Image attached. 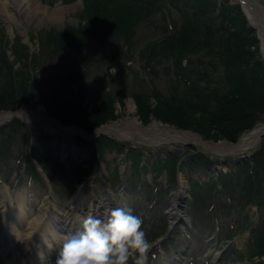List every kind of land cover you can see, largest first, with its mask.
Segmentation results:
<instances>
[{"label":"rangeland","instance_id":"374dc122","mask_svg":"<svg viewBox=\"0 0 264 264\" xmlns=\"http://www.w3.org/2000/svg\"><path fill=\"white\" fill-rule=\"evenodd\" d=\"M24 1L27 4L26 10L20 11V16L12 14V17L18 21L14 20L15 22L6 23L3 20V15L0 14V50L2 51L4 49L6 51L9 61L13 59V69L11 72L13 86L16 84L14 77L17 72L19 75L17 82L18 84L22 82V70L28 77L26 81L27 87H34L38 90L31 96L32 101L29 100L30 96H27L26 100H24L26 101L25 105L24 103H20V106L23 105L28 109L33 108L31 109L33 111L39 110V112L53 115L50 113L47 105L51 104L55 113L64 120L66 124H69V126L73 124L77 125L80 121L77 120L76 116L71 112L76 105L66 102L68 111L62 110L53 104V100L51 101L49 99L47 93L55 88V80L58 77H64L72 72V69L78 68L83 73H86L82 78L78 79L80 80L79 91L72 90L71 93L74 94L72 97H75V99L77 97L76 101L81 104L82 110L88 112L97 105L101 106L104 101L109 100L108 102H110V104H107L108 107L102 106L100 109L92 111L96 118H89L85 123L78 125L88 128L91 132L101 125L95 124L101 119L106 120L102 124L111 120L125 119L128 116L127 105L128 102L131 101L134 105V113L130 116L135 117L144 127H147L151 122H159L162 125L175 128L179 127L176 123H168L155 118L152 112L148 113L149 109L154 107L159 99L170 100L184 97L183 94L176 95V97L173 98L172 96L175 93L170 92V86H173V77L171 74H173L175 66L173 67L172 65L169 67V59L158 57L151 61V64L155 61L156 67H154V69L152 68L150 73H146L142 70L140 56L135 52L143 47L147 41L152 40L159 43L161 40L164 42L166 40L163 39L166 34L165 30L170 29V16L176 25H179L181 22L184 23V18H181L179 10L191 12L190 4L192 0H187L183 3H181V0H168L167 3L169 2L170 5L174 6L169 9L166 8V14L164 16H160V13L156 12L154 15H149L147 18L139 16L138 10L136 11V9L128 3V8L126 9L129 10V13L134 14V18L136 19L137 17L139 22L136 23L135 35L133 36L134 54L130 55V57L127 56L126 63H123L129 67V71L123 69L122 72H119L120 69L115 67L105 68V64L111 62L108 57L109 53L119 47L121 41L115 42L108 37H104L102 47L100 46V48H98L96 47V39H90L83 43L79 50H76L75 41H78V38L82 37V32H74L73 29L80 26L86 19L88 11L87 6H90L87 0ZM218 1L219 0H204V2L201 3L202 8L207 9V15L209 16L205 22L198 20L196 17L192 18L197 25L199 24L200 29H198V32L203 36H205L204 28L207 27L209 23L215 25V29L213 30L214 35L210 33L212 38L209 39L213 45L218 38L225 37L222 34L224 31L223 28H229L228 25H225L226 20L221 17L222 11L218 9V6L213 7L214 4H211L212 2L217 3ZM259 1L264 4V0ZM160 4L162 3L158 1L156 5L159 6ZM61 6L65 7V9L59 12L58 8ZM15 7L16 4L13 1L9 6L10 12H13ZM84 7L85 9L83 11L82 9ZM230 8L233 12L234 7ZM126 9L121 12L122 16H126ZM134 11L136 12L133 13ZM233 14L236 13L234 12ZM168 21L169 23H167ZM238 22L239 19L236 16L235 26H237L236 23ZM230 28L233 31L234 25L230 26ZM184 30L183 28L181 29V31ZM50 31L59 32L68 42L69 49L60 48L56 50L53 41H49L50 37L48 33ZM116 36L118 39L119 35L117 34ZM193 37L194 42L198 41L195 33ZM49 42H51V44ZM202 44L206 46L201 49L199 54L211 51V49L207 48L209 42L203 39L197 46L202 48ZM214 46L218 48L216 45ZM248 50L252 51L253 48L249 47ZM21 54H23L22 60ZM207 57L211 62L216 60V57H213L211 53H209ZM218 70H220V67ZM3 71H5V69H3ZM173 76L175 77L174 74ZM8 79L9 72L5 74L3 72L0 82L2 83L0 84V93L3 91L1 89L3 82L10 83ZM100 82H102V89L97 87ZM219 83L220 81L212 79L210 87H214ZM43 91L45 92L43 93ZM152 91L155 95L151 93ZM106 92H108L107 100L101 98V95ZM223 92L224 90L218 92L219 98L224 99ZM36 97H40L41 101L34 104L33 101ZM60 97L65 101V94L60 95ZM13 102L11 98L0 96V110L10 108ZM211 108H216L214 103L211 104ZM166 114L170 115L168 112H166ZM168 117L174 118L172 116ZM260 118L262 119L257 122L255 127L264 124V113L260 115ZM178 122L180 124L183 123L182 121ZM19 123L20 122L16 120L0 126V209L2 208V203L5 202L8 196L12 197L13 207H15L14 205H17L19 202L18 198L20 195L22 197L23 192H29L36 194V197L32 198L37 202L35 208L43 213V209L46 207L43 194L44 192H50L48 189L49 186L51 187V184L52 188H54V191H52L60 202L70 198L71 195H69V191L72 188L77 189L72 196H79L84 203L90 200L88 195L91 193L92 187H96L94 195L97 194V198L108 195V197H117V199H120L121 195L115 192H118L117 190L123 187V192H126L125 194L128 198L124 207L131 209L129 203L133 195L131 189L133 187H136V189L139 188L140 185L138 184L140 183L143 195L146 194L153 197L152 199L158 196L162 199L160 205H164L160 206V215L158 218L155 215L157 213L155 208L148 211V205L142 201L143 199L134 200L132 204V207L137 206V208H135L136 212L138 210H144L145 213L147 212L148 219L144 220L142 224V230L146 233L147 240L151 238L155 227L156 229L164 230V233L153 242L149 250V253H152L153 256H151L152 261L150 263L148 261V264H166V257L170 259L173 255L177 256L176 259L179 264H245L250 260L253 262L257 261V259H264V254L259 256L261 251L260 248L264 245L261 234L264 232V194H260V204L258 206L249 204L243 212L241 211L237 216H233L230 214V211L220 207V204L223 205L225 203L223 193H221V195L215 193L216 197L212 200L213 197H211V194L213 192L211 191L210 193V191H208V181L214 180V172L216 173L220 169L228 171V169H232L237 162L233 163L230 161L228 165L226 164L227 167L226 165L224 167L220 163L213 162L217 160L216 157L219 156L208 151H199L196 147L183 145L182 143L189 144L184 140L171 141L170 138H165L164 135L160 136L163 138L161 140H158V138L153 140L151 138L135 135H132L130 138H119L114 134L105 133L104 130H100L104 133L101 134L100 137L103 139L102 143L104 144L105 150H99L100 152L92 157L90 145L76 144L77 136L64 138L62 137V132L39 121L35 122L36 129L32 133L34 138L33 142L36 146H33V150L30 151L31 141L29 140L30 137L27 136L29 124L26 122L24 123L25 126L21 123L22 126H20ZM50 133L59 134L58 140L60 144H58L56 148L53 144L47 146V140L49 139L47 138V134ZM202 135L203 140L208 143L216 144L220 142H229L228 139L222 137L219 132L214 129ZM110 138H113V141L122 143L123 146L134 147L137 155H140L126 156L120 153L121 147H108ZM67 139L71 141V143L68 142L66 145ZM186 149H191V151L184 153L182 158L179 159L180 161L186 160L187 157L194 158L196 154H201L202 157L196 159L201 161V159L207 157L206 160H210L211 162L194 163L193 160L191 165L188 163L183 165V162H181V167L178 166L179 162L176 166L174 165L175 167L170 163V165L167 164L168 171L165 173V169H161L159 165H151L155 155H158L157 159L160 158L159 160L162 161L165 152L173 151L172 155L175 156L176 154H181ZM250 153V150L235 151V154L232 153L228 155L234 156L233 159H235L237 157L239 158V156L247 157ZM225 156L226 155L221 156V158L229 159V156ZM32 159H36L43 169V173L41 174L43 182L38 181L40 179L36 174L38 170H36ZM83 161L88 163L85 168L81 166ZM131 161H133V169L130 164ZM192 167L194 168L192 169ZM23 170L25 172H30L32 170L31 172L34 173L32 178L34 180L31 177H27L26 173L22 174ZM82 171H86L88 176L84 180H79L78 176ZM169 172L171 174L177 173L175 182H166V176ZM35 175L37 177H35ZM153 177L155 178L152 180L151 178ZM156 177L158 179V185L160 186L158 192L156 190L158 187L155 182ZM188 178L195 179L193 181V186L190 185V182L188 183ZM23 180L25 181L23 182ZM238 182L241 184L244 183L243 180H238ZM123 183H125L124 186L122 185ZM180 183H184L185 185L183 202H186L189 213L195 214V217L189 215L191 223L183 225H191L194 232H192V230L189 232L188 236L190 238L175 240L170 248L167 246L168 243L165 242L166 234L168 233L166 232L167 224L161 214H163L164 211L166 213L167 209L165 206L168 208L170 202L174 199L173 196L179 193ZM76 184L83 185L75 187ZM107 188H109V192ZM218 188L219 184L217 186V189ZM17 192L19 194H17ZM249 192L250 187H244L239 191V197L247 199V194H249ZM192 196L194 201L192 200ZM207 197H209V199L204 200ZM210 201L213 202L211 203ZM211 205L216 212L213 210V212L209 211L212 207ZM139 214L141 213H136L137 216ZM166 218L167 222L168 220L172 223L175 221L169 213ZM211 221L212 224L210 225ZM1 223L0 221V224ZM201 225L204 228L203 233H200L199 230ZM216 226L222 231V235L234 234L233 239L223 242V236L217 238ZM23 228H25V223ZM169 229L175 236L171 225H169ZM250 229L255 230L257 233L250 234ZM239 230H241L243 234H239L237 232ZM211 232L214 233L215 236L212 235V238H210L211 240L208 241L207 239L208 236L212 234ZM206 233L207 235H205ZM177 234L178 233H176V235ZM246 239L247 241L245 242ZM17 242L18 246H20V257H23L26 255L24 249L27 245V240L18 238ZM154 244L156 245L154 246ZM199 246L202 248H199ZM157 248H163L165 255L160 254V252L156 250ZM209 250H212V254L207 253L205 255V252ZM160 257L161 259H158ZM8 261V258L0 259V264H6ZM175 261V259H172L169 264H173ZM128 264H132V261L130 260Z\"/></svg>","mask_w":264,"mask_h":264},{"label":"trees","instance_id":"16d2710c","mask_svg":"<svg viewBox=\"0 0 264 264\" xmlns=\"http://www.w3.org/2000/svg\"><path fill=\"white\" fill-rule=\"evenodd\" d=\"M116 1H92L89 6L88 19H85V22L79 28L73 29L74 32H82V37L78 38L76 49L79 50V46L90 39H96V43L99 44L103 37H111L118 34L121 39L122 36L124 38V45L118 55H133L134 44L131 38L134 33V26L139 20L137 17L135 19L134 14L129 13V10L126 9L128 8V3L136 11L138 10L139 16H143V18L154 15L156 12L163 14V8L169 9L166 0H118L115 4ZM158 1L162 5L157 7L155 3ZM202 2L204 0H192V12L182 11L180 13L181 18H184V23L181 22L176 25L171 19L173 31L165 30L166 34L163 39L166 40L164 42L161 40L159 43L152 40L147 41L138 51L140 58L147 63H151V61L161 57L169 59L174 65L178 66L179 77L173 78L171 93H175L172 96L173 98L176 95L184 94V97L157 100L155 106L149 109L148 113L152 112L155 118L164 122L176 123L181 128H190L201 134H206V132L214 129L225 139L234 140L242 131L251 128L262 119L260 115L264 113V72L259 62L255 61L253 52L248 50L250 46H254L256 43L251 31L243 26L244 21L242 19L235 26V17L239 16L238 8L234 7L233 12L229 6L221 9V17L224 20H228V22L231 21V25H234L235 29L230 31L229 28H223L222 34L225 37H220L214 42V45L218 47L216 48L209 41L212 38L211 36L214 35L215 25L209 23L204 28L205 36H203L198 32V29H200L199 24L197 25L192 20L193 17H196L198 20L205 22L209 18L205 15L206 9H202ZM125 9L127 14L122 16L121 12ZM234 12L236 14H233ZM182 28L185 30L181 31ZM194 33L198 39L196 42H194ZM58 37V34L52 36L58 47L64 46L65 48L66 42ZM203 39L209 42L207 48L211 49V51L199 54L201 49L206 46L204 44H202V48L197 46ZM209 53L216 57L215 61L211 62L209 60L207 57ZM114 59H112L111 64L118 65L117 59ZM182 60H185L184 65H182ZM219 67L220 70H218ZM21 75L24 76L25 74L22 72ZM68 77L58 80L57 88L47 93L49 99L53 100L55 106L67 111V103H74L76 107L71 112L80 121H78L80 124L85 123L89 118H96L94 112L86 113V111H83L81 104L76 101L77 97L76 99L72 97L74 94L71 91L77 89L70 85V78ZM212 79L220 81V83L210 87ZM41 87L44 88L43 86ZM1 89L3 92L0 93V96L11 98L14 102L16 101V104L26 100L27 96L31 97L35 91H38L34 87L27 88L26 80L24 82L23 79L20 84L11 90L8 89L10 90L8 93H4V89H7L4 85H2ZM220 90H224V99L218 96ZM62 94H65V101L60 97ZM40 101V97H36L33 102L38 103ZM108 101H104L101 106H95L93 110L100 109L102 106L108 107L107 104H110ZM14 102L10 107L15 104ZM212 103L215 104L216 108H211ZM47 105L50 112L56 114L52 105ZM166 112L170 115H167ZM104 121L101 119L94 123L100 124ZM178 121L183 123L180 124ZM177 159V157L172 158L169 156L166 160L168 162H176ZM249 159L250 164L245 160L226 176L220 175V177L224 178V188L227 187L230 191L231 187L235 191L237 190L235 186H238L237 180L239 178H244L250 183L251 188L249 194H247L248 197L247 199L242 198V200H239V209H242L248 203H254L258 206L260 204V196L264 194V141ZM234 178L236 182L233 183L232 179ZM231 193L234 194L232 191ZM252 233L257 232L253 230ZM261 234L264 242V232ZM260 249L259 255L264 254V245Z\"/></svg>","mask_w":264,"mask_h":264},{"label":"bare ground","instance_id":"6f19581e","mask_svg":"<svg viewBox=\"0 0 264 264\" xmlns=\"http://www.w3.org/2000/svg\"><path fill=\"white\" fill-rule=\"evenodd\" d=\"M15 2L16 7L14 8L13 12H10L9 6L12 2ZM236 1V0H235ZM260 5V4H259ZM247 6L250 13H256V6L254 3H252L250 0H247ZM263 7L262 5H260ZM24 7V8H23ZM27 8V4L24 0H0V14L3 15V20L7 23H11L14 20L12 17V14H15L16 16H20V11H25ZM264 8V7H263ZM62 9H65V7L61 6L58 8V11H62ZM18 21V20H17ZM15 22V21H14ZM41 109V108H39ZM22 113L20 114L22 117L26 116L25 110H27L25 107L22 109ZM39 112V110H38ZM127 113L128 116L125 119H118L114 121H110L107 125L103 127L102 130H104L107 134H114L118 136L119 138H130L132 135L145 137V138H151L155 140L158 138V140H161L160 136L164 135L165 138H171V139H189L188 137H184L182 135H174L173 132H170L167 130V127L162 125L159 122H151L147 127L144 128V126L139 123V121L136 120L135 117H131L130 115L134 113V105L130 101L127 105ZM6 116L8 115H0V121L5 120ZM47 124V123H46ZM163 127V128H162ZM145 129V130H144ZM162 129V131H161ZM264 130V125L257 126L254 129L250 130L249 132H246L244 135L240 138V143L237 144V146H240V148L243 151L248 150L249 147L255 145L258 143L257 137L258 135ZM147 131L148 134H145ZM145 135V136H144ZM206 147L210 148V143L205 145ZM227 146V148L233 147L232 143H224L221 142L219 145V151H224V149ZM204 147V148H206ZM207 148V149H208ZM233 149L232 151H234ZM231 152V151H229ZM234 153V152H233ZM180 193L174 197L172 202L170 203V211H174V217H182V213L180 208L178 207V204L181 202L180 198L182 199L183 196H185V189H184V183H180ZM32 194V193H31ZM55 198V197H53ZM52 197H48V195L43 196V200L46 201V204H48L49 209L51 210L52 214H47L44 218L42 216H37L32 218V211H35L32 209V205L29 204V206L24 207L23 204H19L17 207V214L13 215V219H10L6 222L4 229L0 233V241L1 242H7L10 237H14L16 240L18 237H26L27 239L32 238L34 235H37L39 237V240H37L36 243H34V251L35 255L27 261L25 264H48L44 260L48 259V256L50 255L51 251H56L57 246L59 245L58 241H64V238L68 236V233L60 234L58 233V230L63 227H67L68 225H75L77 226L76 219H79L81 221V218L92 215L94 217H98V210L100 206H104L107 209H105L104 214H107L109 211V204H103V200H98V204H90L89 206H85L82 204H79V202L72 203L69 207H66V210H63L62 206H57L56 201ZM11 204V198L9 197L7 200V205L10 206ZM97 205V206H96ZM61 207V208H60ZM9 207H6L8 209ZM97 210V211H96ZM79 211V212H78ZM53 216V217H52ZM28 221L30 226V230L23 234L20 230L23 228L19 224L22 221ZM61 219L64 222L62 223H56V225L53 223L54 219ZM99 218L101 216L99 215ZM106 219V218H104ZM57 221V220H56ZM55 221V222H56ZM21 227V228H20ZM59 228V229H58ZM27 228H23V232L26 231ZM41 237V238H40ZM41 241V242H39ZM45 242V244L43 243ZM60 246H62V243L60 242ZM1 250V249H0ZM45 262V263H44Z\"/></svg>","mask_w":264,"mask_h":264},{"label":"clouds","instance_id":"9594fccd","mask_svg":"<svg viewBox=\"0 0 264 264\" xmlns=\"http://www.w3.org/2000/svg\"><path fill=\"white\" fill-rule=\"evenodd\" d=\"M142 224L125 207L109 210L106 219L87 215L80 230L64 238L54 264H148L152 243Z\"/></svg>","mask_w":264,"mask_h":264},{"label":"water","instance_id":"95a60500","mask_svg":"<svg viewBox=\"0 0 264 264\" xmlns=\"http://www.w3.org/2000/svg\"><path fill=\"white\" fill-rule=\"evenodd\" d=\"M253 16H254V18H255V20L253 21V27L256 29V34H257V36H258V39H259V42H260V52H261V55H262V57L264 58V20L263 19H259L258 17H257V15L256 14H254L253 13ZM4 113H9L10 114V116H9V118H12V117H16L17 116V114H16V112H11V111H8V112H4ZM6 117H8V116H6ZM32 117H34V118H38V117H36V116H32ZM47 117V119H49L50 121H53V122H55L59 127H61L65 132H68V129L67 128H65L64 126H62V124L59 122V121H57L56 119H54L53 117H49V116H46ZM103 126H100L99 128H97L95 131H94V134L93 135H91L90 137H96L99 133H100V130H101V128H102ZM145 130V129H144ZM167 130L168 131H170V132H173V133H176V134H179V133H188L189 135H191V136H193V137H197V138H199L198 136H196L194 133H192V132H189V131H186V130H180V129H176V128H174V127H168L167 128ZM81 132H83L84 134H86V132L85 131H82L81 130ZM147 132V131H146ZM261 133H263L264 134V131H262ZM262 135V134H261ZM260 135V136H261ZM239 142V141H238ZM240 143V142H239ZM236 144H238V143H236ZM237 146V145H236Z\"/></svg>","mask_w":264,"mask_h":264}]
</instances>
